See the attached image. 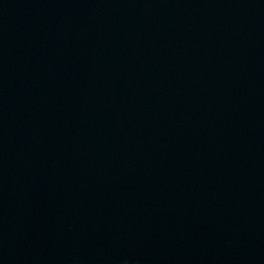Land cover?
Wrapping results in <instances>:
<instances>
[{
	"label": "water",
	"instance_id": "water-1",
	"mask_svg": "<svg viewBox=\"0 0 264 264\" xmlns=\"http://www.w3.org/2000/svg\"><path fill=\"white\" fill-rule=\"evenodd\" d=\"M0 264H264V0H0Z\"/></svg>",
	"mask_w": 264,
	"mask_h": 264
}]
</instances>
